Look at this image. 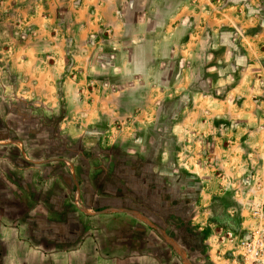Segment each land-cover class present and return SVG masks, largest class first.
<instances>
[{
  "label": "crops",
  "instance_id": "0c3cea01",
  "mask_svg": "<svg viewBox=\"0 0 264 264\" xmlns=\"http://www.w3.org/2000/svg\"><path fill=\"white\" fill-rule=\"evenodd\" d=\"M263 205L264 0H0V264H232Z\"/></svg>",
  "mask_w": 264,
  "mask_h": 264
},
{
  "label": "built area",
  "instance_id": "2783aa9c",
  "mask_svg": "<svg viewBox=\"0 0 264 264\" xmlns=\"http://www.w3.org/2000/svg\"><path fill=\"white\" fill-rule=\"evenodd\" d=\"M232 41L233 38L231 37ZM253 218L264 216V205L251 210ZM220 241L233 243L232 264H264V229L253 227L241 234L229 230L220 231Z\"/></svg>",
  "mask_w": 264,
  "mask_h": 264
},
{
  "label": "rangeland",
  "instance_id": "374dc122",
  "mask_svg": "<svg viewBox=\"0 0 264 264\" xmlns=\"http://www.w3.org/2000/svg\"><path fill=\"white\" fill-rule=\"evenodd\" d=\"M218 64H220V63H218ZM219 69H220V68H219ZM225 69H228V68L226 67ZM225 69H224V70H225ZM220 70H221V69H220Z\"/></svg>",
  "mask_w": 264,
  "mask_h": 264
}]
</instances>
